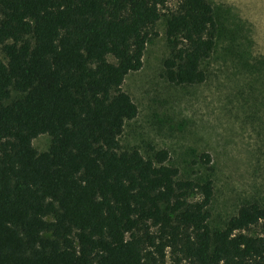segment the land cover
Instances as JSON below:
<instances>
[{
	"label": "trees",
	"instance_id": "1",
	"mask_svg": "<svg viewBox=\"0 0 264 264\" xmlns=\"http://www.w3.org/2000/svg\"><path fill=\"white\" fill-rule=\"evenodd\" d=\"M168 1L0 0V264H264L263 206L211 228L210 173L120 148L138 112L121 85L159 25L164 79L206 78L213 7Z\"/></svg>",
	"mask_w": 264,
	"mask_h": 264
},
{
	"label": "rangeland",
	"instance_id": "2",
	"mask_svg": "<svg viewBox=\"0 0 264 264\" xmlns=\"http://www.w3.org/2000/svg\"><path fill=\"white\" fill-rule=\"evenodd\" d=\"M208 1L217 32L214 49L202 63L205 81L179 86L164 79L167 47L159 25L141 68L121 85L138 112L125 123L118 142L144 158L151 148L165 149L181 178L210 173L214 190L208 223L220 228L244 203L264 207V0ZM166 6L172 9L175 2ZM31 145L44 152L49 137L40 135Z\"/></svg>",
	"mask_w": 264,
	"mask_h": 264
}]
</instances>
